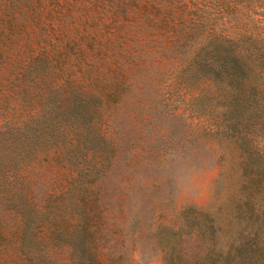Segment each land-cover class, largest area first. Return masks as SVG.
Returning a JSON list of instances; mask_svg holds the SVG:
<instances>
[{"label":"rangeland","instance_id":"rangeland-1","mask_svg":"<svg viewBox=\"0 0 264 264\" xmlns=\"http://www.w3.org/2000/svg\"><path fill=\"white\" fill-rule=\"evenodd\" d=\"M151 1L0 0V132H4L0 133V264H48L43 259L48 247L59 252L60 259L51 264H69L63 250L73 238L70 210L65 207L67 216L55 223L66 229V236L50 234L51 223L36 216L33 203H25L13 175L46 171L41 162L54 161L53 170L46 171L41 182H31L33 193L28 196L38 204L57 180H62L57 194L68 189L71 172L67 165L56 164V159H81L92 166L113 151L105 144L107 136L117 138L119 133L122 141L114 150L119 155L113 159L109 187L119 189L120 178L133 173L134 183L123 188L135 190L132 201L124 205V230L130 252L135 249L134 264H165L162 256L172 252L170 244L161 243L162 249L154 246L153 236L147 234L134 241L132 218L137 215L139 227L147 230L153 222L156 233L171 218H183L190 230L211 219L223 248L236 236L232 214L243 177V155L237 143L212 144L206 139L182 147L179 139L185 125L181 118L165 113L166 109L155 114L141 138L131 125L134 121L127 118L110 129L111 110L106 105L76 96L65 85L67 78L87 85L92 64L102 74L117 60L134 58L139 48L151 51L153 34L159 32ZM161 82L159 96L155 84L148 87L151 98H147L153 106L163 96L174 98L167 80ZM131 108L138 118L139 107ZM153 134L157 137L151 147H145L146 154L136 159L134 146ZM185 249L188 254L197 252L190 240Z\"/></svg>","mask_w":264,"mask_h":264},{"label":"trees","instance_id":"trees-1","mask_svg":"<svg viewBox=\"0 0 264 264\" xmlns=\"http://www.w3.org/2000/svg\"><path fill=\"white\" fill-rule=\"evenodd\" d=\"M151 6L156 17H162L154 18L159 32L153 34L157 40L151 51L139 48L134 58L119 59L102 74L92 64L87 85L69 78L65 85L76 96L106 105L111 110L110 129L127 118L134 121L131 125L141 138L155 114L166 109L185 125L179 139L182 147L206 139L212 144L237 143L243 155V177L232 214L236 236L227 248L219 245L215 224L208 218L193 230L183 218H171L156 233L153 222L147 230L139 227L137 215L134 222L131 219V235L134 241L136 236H153L152 243L159 248L161 243L170 244L172 252L162 256L165 264H264V0H152ZM162 79L174 98L163 96L153 106L147 98H151L148 87L155 84L159 96ZM134 106L141 110L138 118ZM155 136L134 146L136 159L146 154ZM107 139L105 144L113 151L98 162L99 167L81 159H56V164L67 165L71 172L68 189L57 194L62 180L56 178L55 188L46 189L38 204L28 196L33 193L31 182H41L53 170L54 161L41 162L49 172L13 175L25 203H33L36 216L51 223L50 234L66 236V229L55 223L67 216L65 207L70 210L73 238L63 250L69 264H134L135 249L130 252L124 230V205L132 201L135 190L124 188H130L135 179L128 172L120 178L119 189H110L113 159L119 155L114 150L120 148L122 137L119 133ZM189 240L197 247L195 254L185 249ZM43 251L48 264L60 259L52 247Z\"/></svg>","mask_w":264,"mask_h":264}]
</instances>
